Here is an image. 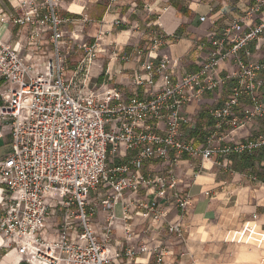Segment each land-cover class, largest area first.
<instances>
[{"label":"built area","instance_id":"1","mask_svg":"<svg viewBox=\"0 0 264 264\" xmlns=\"http://www.w3.org/2000/svg\"><path fill=\"white\" fill-rule=\"evenodd\" d=\"M19 5L21 16L0 13V22L26 27L27 45L38 52L31 59L21 56L19 47L0 41V120L9 126L12 142L10 154L0 161V248L16 251L11 264H127L143 251L153 254L155 264H166L172 255L168 248L142 243L137 249L129 243L135 236L131 208L157 225L177 208L178 219L167 230L181 237L190 197L178 188L180 157L207 159L264 146V134L230 145L226 139L232 130L221 132L224 125L236 129L254 118L264 120L259 98L264 59L250 61L247 48L264 30V0H252L244 16L228 21L219 37L208 34L210 48L196 71L173 79L177 60L144 61L143 73L133 76V91L125 99L115 87L86 88L94 45L80 43L86 54L68 71L59 0H22ZM256 15L259 22L250 25ZM43 37L50 45L49 57L41 50ZM224 61L232 68L220 75ZM222 84L229 85V94L208 110L213 125L193 145L182 137V127L189 123L182 107ZM242 96L249 104L238 118L234 108ZM127 152L134 154L109 167L110 156L126 157ZM146 161L163 168L144 173ZM99 185L101 192L91 201ZM140 190H152L153 199L138 196ZM124 197H129L126 202ZM117 204L120 219L114 213ZM98 206L106 217L101 239L91 220ZM57 214L60 226L48 237ZM116 225L125 241L119 252L108 245Z\"/></svg>","mask_w":264,"mask_h":264},{"label":"crops","instance_id":"2","mask_svg":"<svg viewBox=\"0 0 264 264\" xmlns=\"http://www.w3.org/2000/svg\"><path fill=\"white\" fill-rule=\"evenodd\" d=\"M20 1L0 0V13L21 16ZM251 3L252 0H59V14L64 19L62 27L69 45L66 48L68 71L71 72L86 54L80 43L94 45L97 52L88 66L86 88L115 87L124 99L128 98L133 91V76L143 73L141 64L149 58L177 60L173 79L196 71L210 48L208 34L219 37L224 25L244 16V10ZM201 16H205V21L199 20ZM258 22L256 15L250 25ZM27 34L24 26L0 22V41L6 46L19 47L21 56L36 59L37 48L27 45ZM71 36L76 37L75 41ZM43 39L41 50L49 57L50 45L45 37ZM247 48L250 61L264 59V30ZM231 68V62L224 61L218 72L222 75ZM262 78L264 80V73ZM142 90L140 87V93ZM229 90V85L222 84L204 93L199 101L182 107V113L189 120L182 127L183 139L190 143L197 141L212 127L208 110L221 105ZM259 98L264 103V83ZM248 104V99L242 96L234 114L242 118V108ZM232 128L224 125L221 129L224 133L232 130L226 142L230 145L247 143L264 134V120L254 118L242 127ZM10 143L12 150L9 126L0 120V161L10 154ZM126 154L113 160L110 156L112 166L124 163L134 153ZM243 154H215L207 159L182 155L175 173L178 188L189 195L190 205L182 220L181 237L167 230V224L178 219L177 208L168 210L159 225L141 216L139 209L131 208L135 236L129 243L137 249L142 243L168 248L172 255L166 258V264H230L234 251L248 248L231 247L238 245L264 252V147L255 150L253 160ZM162 168L158 162L146 161L143 172L153 173ZM151 192L145 194L140 190L138 196L150 201ZM96 195L90 194V200L96 202ZM127 198L124 197L125 202ZM158 203L161 209L165 208L163 200ZM114 213L120 219L118 204ZM105 219L98 206L91 220L99 239L105 233ZM54 221L48 237L60 226V214ZM118 225L111 231L108 244L113 252L121 251L125 245ZM16 258L15 250L0 248V264H11ZM127 264H155L154 256L148 251L139 252Z\"/></svg>","mask_w":264,"mask_h":264},{"label":"rangeland","instance_id":"3","mask_svg":"<svg viewBox=\"0 0 264 264\" xmlns=\"http://www.w3.org/2000/svg\"><path fill=\"white\" fill-rule=\"evenodd\" d=\"M9 152H11V143H10ZM116 158H117L116 155L111 156V160L116 159ZM110 166H112V164H110L109 167ZM99 191H101L100 185L97 187L96 190H94L91 193V195L95 196L97 192ZM231 247H248V248L246 250H243L242 248H240L234 251L232 257H230L231 258L230 264H264V252L249 248L250 246H239L238 245V246H231Z\"/></svg>","mask_w":264,"mask_h":264},{"label":"trees","instance_id":"4","mask_svg":"<svg viewBox=\"0 0 264 264\" xmlns=\"http://www.w3.org/2000/svg\"><path fill=\"white\" fill-rule=\"evenodd\" d=\"M201 142V138L199 139V140H197V141H193V140H191V143L193 144V145H197V144H199ZM264 146H262V147H260V148H263ZM259 149V148H258ZM255 150H257V149H254L253 151H251V152H240V153H244L243 155H245V156H247L249 159L251 158L252 160L254 159V153H255ZM263 150V149H262ZM231 153H235V152H231ZM241 158H244V157H241ZM233 171H234V169L232 168V167H230Z\"/></svg>","mask_w":264,"mask_h":264}]
</instances>
